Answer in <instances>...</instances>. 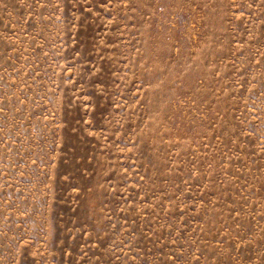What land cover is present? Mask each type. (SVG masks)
Instances as JSON below:
<instances>
[{
	"label": "rangeland",
	"instance_id": "obj_1",
	"mask_svg": "<svg viewBox=\"0 0 264 264\" xmlns=\"http://www.w3.org/2000/svg\"><path fill=\"white\" fill-rule=\"evenodd\" d=\"M0 264H264V0H0Z\"/></svg>",
	"mask_w": 264,
	"mask_h": 264
}]
</instances>
